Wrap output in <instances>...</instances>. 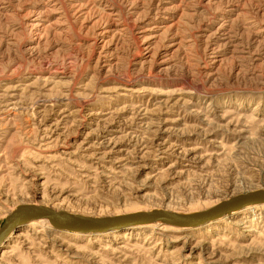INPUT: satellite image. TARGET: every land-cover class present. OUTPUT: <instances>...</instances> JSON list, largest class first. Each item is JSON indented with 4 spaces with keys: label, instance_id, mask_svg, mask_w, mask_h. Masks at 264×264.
Here are the masks:
<instances>
[{
    "label": "rangeland",
    "instance_id": "rangeland-1",
    "mask_svg": "<svg viewBox=\"0 0 264 264\" xmlns=\"http://www.w3.org/2000/svg\"><path fill=\"white\" fill-rule=\"evenodd\" d=\"M264 191V0H0V225L20 205L194 213ZM0 264H264V205L198 228H18Z\"/></svg>",
    "mask_w": 264,
    "mask_h": 264
},
{
    "label": "water",
    "instance_id": "water-1",
    "mask_svg": "<svg viewBox=\"0 0 264 264\" xmlns=\"http://www.w3.org/2000/svg\"><path fill=\"white\" fill-rule=\"evenodd\" d=\"M251 205H264V191L255 190L239 194L221 201L206 210L186 215L153 210L114 218H94L70 214L64 211H51L39 206L20 205L11 211L0 225V250L8 237L16 233L21 225L37 219H46L51 228L56 231L97 234L119 230L130 225H146L156 221L171 226L194 227Z\"/></svg>",
    "mask_w": 264,
    "mask_h": 264
},
{
    "label": "bare ground",
    "instance_id": "bare-ground-1",
    "mask_svg": "<svg viewBox=\"0 0 264 264\" xmlns=\"http://www.w3.org/2000/svg\"><path fill=\"white\" fill-rule=\"evenodd\" d=\"M263 191V190H261ZM32 206H36V205H33ZM39 206V205H37ZM254 206H260V205H251V206H247L241 210H245V209H248V208H251V207H254ZM39 207H44V208H47V209H50L51 211H55L51 208H48V207H45V206H39ZM239 210V211H241ZM160 211H165V210H160ZM165 212H168V213H171V214H179V215H186V214H191V213H172V212H169V211H165ZM238 212V211H237ZM237 212H234V213H237ZM137 213V212H136ZM195 213V212H194ZM234 213H231L229 215H226V216H231L233 215ZM133 214V213H131ZM124 215H128V214H124ZM119 216H123V215H119ZM226 216H222L220 218H217L213 221H210V222H216V221H219L221 220L222 218L226 217ZM114 217H118V216H113V217H105V218H114ZM210 222H207V223H204V224H201L199 226H194V227H179V226H171V225H166L164 223H161L159 221H156V222H153V223H150V224H146V225H130V226H127V227H124L122 229H119V230H115V231H121V230H125V229H130V228H139V227H146V228H149V229H152V230H160V229H164V228H172L173 230H186V229H190V228H198L200 226H204ZM25 226H28L31 228V226H35V227H39V228H43V229H47L49 228V223L46 219H37V220H32V221H28L26 223H24L23 225H21V227H25ZM20 227V228H21ZM62 232H65V231H62ZM112 232V231H110ZM17 233V232H16ZM102 233H97V234H91V235H101Z\"/></svg>",
    "mask_w": 264,
    "mask_h": 264
}]
</instances>
